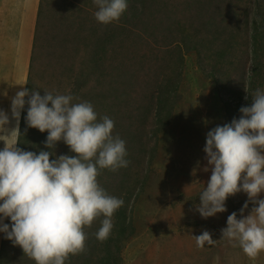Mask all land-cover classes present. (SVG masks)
<instances>
[{
  "label": "rangeland",
  "instance_id": "rangeland-1",
  "mask_svg": "<svg viewBox=\"0 0 264 264\" xmlns=\"http://www.w3.org/2000/svg\"><path fill=\"white\" fill-rule=\"evenodd\" d=\"M29 1L19 11L17 40L7 45L0 27V52L10 62H0L9 65L0 67V102L10 112L0 150L18 139L23 150L54 152L50 160L77 155L63 140L46 147L48 132L27 124L29 105L18 122L12 117L9 95L27 88L90 102L98 120H114L130 161L97 177L125 202L110 237L96 239L104 217L97 218L85 228L86 251L65 264H264V252L252 260L222 238L227 217L241 218L245 192L229 196L225 212L205 219L197 211L211 176L207 132L238 119L251 93L264 90V0H128L107 25L96 20L94 0H37L30 56L22 33ZM255 206L249 201L243 215ZM204 230L216 243L199 248L195 236ZM0 251L2 264H35L3 232Z\"/></svg>",
  "mask_w": 264,
  "mask_h": 264
},
{
  "label": "clouds",
  "instance_id": "clouds-1",
  "mask_svg": "<svg viewBox=\"0 0 264 264\" xmlns=\"http://www.w3.org/2000/svg\"><path fill=\"white\" fill-rule=\"evenodd\" d=\"M94 3L98 6L95 18L105 25L118 21L128 7V0ZM251 98L250 106L239 109L238 119L206 134L203 150L212 166L211 176L199 195L197 211L205 219L225 212L228 197L245 192L248 201L240 210L241 218L232 212L221 232L222 238L238 242L247 257L255 260L264 252V199L259 198L264 192V90L257 88ZM73 100L71 94L45 91L41 96L24 88L11 101V115L17 122L25 104L29 105L27 124L48 132L47 148L54 150L63 140L77 154L50 160L54 152L23 150L16 146L18 139L0 150V232L21 246L35 264H65L70 256L84 253L85 228L101 216L102 226L95 236L106 241L114 227L112 218L125 203L109 195L97 177L102 169L116 172L128 167L126 141L113 135V119L98 120L90 102ZM9 122L0 109V133L8 131ZM249 201L258 206L244 216ZM5 218H10L11 225L3 222ZM195 240L199 248L216 243L208 230Z\"/></svg>",
  "mask_w": 264,
  "mask_h": 264
},
{
  "label": "crops",
  "instance_id": "crops-1",
  "mask_svg": "<svg viewBox=\"0 0 264 264\" xmlns=\"http://www.w3.org/2000/svg\"><path fill=\"white\" fill-rule=\"evenodd\" d=\"M23 0H0V27H2V33L3 35H6L8 32V36L6 39V44L9 45L12 40H17L18 36V30L20 29L19 25V11L22 7ZM22 10V9H21ZM37 11V7L35 10L30 11L29 13V20L26 24V27L24 30H22L23 33V49H25L26 55H31L33 44H34V38H33V32L31 29L33 19L35 18ZM0 32V35H1ZM6 62L9 63L8 58H3L1 52H0V62ZM2 252L0 251V264L4 263V260H1Z\"/></svg>",
  "mask_w": 264,
  "mask_h": 264
},
{
  "label": "bare ground",
  "instance_id": "bare-ground-1",
  "mask_svg": "<svg viewBox=\"0 0 264 264\" xmlns=\"http://www.w3.org/2000/svg\"><path fill=\"white\" fill-rule=\"evenodd\" d=\"M29 5L30 7L32 8V10H35V8L37 7V0H30L29 1ZM0 48H1V45H0ZM1 66H9L7 64H3V63H0V67ZM1 95H4V93H0V98H5V97H1ZM14 97V93L12 92L10 95H9V98L10 100L12 101V98ZM0 109L4 110L7 114H9L10 112L8 111L9 108L6 107V106H3L0 102ZM16 121V119H15ZM2 138H5V135L2 136Z\"/></svg>",
  "mask_w": 264,
  "mask_h": 264
},
{
  "label": "trees",
  "instance_id": "trees-1",
  "mask_svg": "<svg viewBox=\"0 0 264 264\" xmlns=\"http://www.w3.org/2000/svg\"><path fill=\"white\" fill-rule=\"evenodd\" d=\"M19 146H21V144Z\"/></svg>",
  "mask_w": 264,
  "mask_h": 264
}]
</instances>
